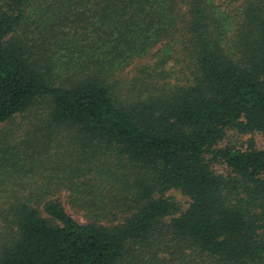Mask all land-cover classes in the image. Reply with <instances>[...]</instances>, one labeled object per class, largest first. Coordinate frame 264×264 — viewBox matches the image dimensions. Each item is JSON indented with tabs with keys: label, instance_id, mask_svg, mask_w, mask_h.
<instances>
[{
	"label": "trees",
	"instance_id": "trees-1",
	"mask_svg": "<svg viewBox=\"0 0 264 264\" xmlns=\"http://www.w3.org/2000/svg\"><path fill=\"white\" fill-rule=\"evenodd\" d=\"M254 133L264 0H0V264H264Z\"/></svg>",
	"mask_w": 264,
	"mask_h": 264
},
{
	"label": "rangeland",
	"instance_id": "rangeland-1",
	"mask_svg": "<svg viewBox=\"0 0 264 264\" xmlns=\"http://www.w3.org/2000/svg\"><path fill=\"white\" fill-rule=\"evenodd\" d=\"M138 63L133 64L130 68L135 67ZM27 120L26 118H17L16 120L12 121L10 124H8L7 126H4L5 129H9L11 130V132H15V134L13 133V138L10 140H15L22 142V140L25 139H31L32 138V134H29L28 132L24 131V125H26ZM6 131V130H4ZM24 131V132H23ZM247 138H250L249 143L253 145V147L258 148V149H262L264 148V134H259V133H254L251 136H248ZM69 194V192H63L62 195V199H65V197H67ZM167 195H169L170 197H172L180 206L181 210H185L188 205H189V198H187L186 196L182 195L179 192L176 191H170L167 193ZM66 211L69 213V215H72L73 218L77 221L82 223V218L81 215H77L75 212V209L70 208L68 205H66Z\"/></svg>",
	"mask_w": 264,
	"mask_h": 264
}]
</instances>
